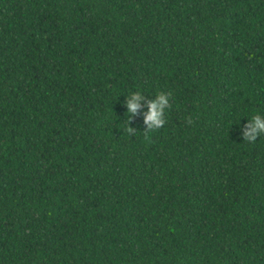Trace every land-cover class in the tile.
Returning <instances> with one entry per match:
<instances>
[{
  "label": "trees",
  "instance_id": "16d2710c",
  "mask_svg": "<svg viewBox=\"0 0 264 264\" xmlns=\"http://www.w3.org/2000/svg\"><path fill=\"white\" fill-rule=\"evenodd\" d=\"M254 111L264 0H0V264H264Z\"/></svg>",
  "mask_w": 264,
  "mask_h": 264
},
{
  "label": "clouds",
  "instance_id": "9594fccd",
  "mask_svg": "<svg viewBox=\"0 0 264 264\" xmlns=\"http://www.w3.org/2000/svg\"><path fill=\"white\" fill-rule=\"evenodd\" d=\"M169 96V92L159 91L155 93L154 98L145 100V95L142 91H130L127 96H124L125 99L123 101L128 120L137 112V109L144 106L142 105L143 101L146 104V110L142 112L143 123L146 125L145 129L154 130L161 128L165 124L166 110L170 107ZM129 130H131L130 127ZM261 134H264V113L254 111L250 118L247 117L238 135L243 140L253 142Z\"/></svg>",
  "mask_w": 264,
  "mask_h": 264
}]
</instances>
